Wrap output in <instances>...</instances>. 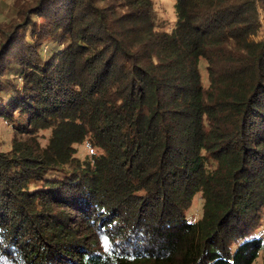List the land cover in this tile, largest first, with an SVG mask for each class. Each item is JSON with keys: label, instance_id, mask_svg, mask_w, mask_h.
Listing matches in <instances>:
<instances>
[{"label": "trees", "instance_id": "1", "mask_svg": "<svg viewBox=\"0 0 264 264\" xmlns=\"http://www.w3.org/2000/svg\"><path fill=\"white\" fill-rule=\"evenodd\" d=\"M174 1L173 21L155 0H15L0 21V264L264 251V0Z\"/></svg>", "mask_w": 264, "mask_h": 264}, {"label": "rangeland", "instance_id": "2", "mask_svg": "<svg viewBox=\"0 0 264 264\" xmlns=\"http://www.w3.org/2000/svg\"><path fill=\"white\" fill-rule=\"evenodd\" d=\"M174 0H155L156 7L160 13L168 19L173 21L175 19V7ZM15 0H0V21H7L16 17L17 8L14 5ZM261 12V10H260ZM257 27L260 29V33L257 38H262L264 33V16L261 13L260 19L257 22ZM13 128L5 120L0 119V140L4 141L6 148L9 147L11 138L13 136ZM89 152V147L86 143L79 145L78 155L84 156ZM201 214V202L195 199L192 208L189 210L188 215L190 218L197 219ZM262 235L264 237V219L262 221ZM255 264H264V251L260 254Z\"/></svg>", "mask_w": 264, "mask_h": 264}, {"label": "water", "instance_id": "3", "mask_svg": "<svg viewBox=\"0 0 264 264\" xmlns=\"http://www.w3.org/2000/svg\"><path fill=\"white\" fill-rule=\"evenodd\" d=\"M261 10V9H260ZM261 13L263 14V11L261 10Z\"/></svg>", "mask_w": 264, "mask_h": 264}]
</instances>
